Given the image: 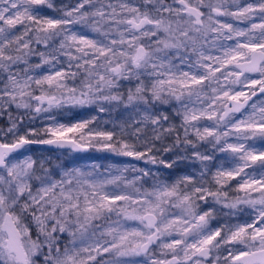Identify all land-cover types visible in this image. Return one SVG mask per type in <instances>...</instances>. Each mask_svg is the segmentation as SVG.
<instances>
[{"label":"snow or ice","instance_id":"1","mask_svg":"<svg viewBox=\"0 0 264 264\" xmlns=\"http://www.w3.org/2000/svg\"><path fill=\"white\" fill-rule=\"evenodd\" d=\"M174 4L189 27L166 47L183 48L186 58L168 65V79L157 92L167 87L180 93L177 100L196 94L199 107L182 105V116L199 139L212 144L211 151L205 146L194 153L202 165L200 178L172 171L170 158L161 161L166 179L147 166L105 167L93 151L150 162L156 156L147 142L137 149L117 140L114 131L92 128L89 118L52 119L41 126L3 122L0 173L14 181L18 195L28 194L25 208L41 210L35 217L41 231L52 221L43 245L33 230L37 240L28 249L16 217L0 218L4 248L15 264H31L30 252L40 249L41 264H264V0H231L230 10L226 0ZM138 11L132 0H0V69L21 61L29 65L22 76L0 80V113L26 97L52 106L57 98L46 90L65 87L81 70L103 81V72L124 71L125 64L114 63L118 58L140 66L149 53L134 46L133 29L160 27V21L135 15ZM125 24L131 28L121 31ZM164 30L173 31L170 25ZM45 145L85 153L76 160L93 162L50 171L51 161L35 156L47 151ZM209 172L211 180L204 179ZM4 179L0 175V183ZM33 179L40 182L35 189ZM210 197L243 211L219 219L203 204Z\"/></svg>","mask_w":264,"mask_h":264},{"label":"clouds","instance_id":"2","mask_svg":"<svg viewBox=\"0 0 264 264\" xmlns=\"http://www.w3.org/2000/svg\"><path fill=\"white\" fill-rule=\"evenodd\" d=\"M94 2L99 4L103 0H94ZM113 2L115 3L116 0ZM132 4L139 10L135 15H147L152 20L160 21V27L146 24L142 29H133L134 46L143 45L149 53V57L144 63L136 66L131 63V60L125 61L123 57L118 58L114 63L125 64L124 71L120 74L103 72V81L89 78L84 70H81L75 78L70 77L64 82L65 87L46 90L48 95L57 98L56 103L52 106L47 103L39 104L27 97L23 104L20 100H16L10 105H5L4 113L7 115L0 113V121H2L0 126H3V122H7L8 127L18 125L20 122L41 126L50 123L52 119L66 122L73 118H89L92 120V128L114 131L117 140L127 142L137 149L143 150L144 144L147 142L154 149L153 154L156 156L155 161L150 162L148 159L136 160L121 156L116 152L93 151L92 155L108 158L107 161L100 162L105 167L109 164L135 165L137 168L147 166L153 172L159 170L161 177L166 179L168 173L161 161L170 158V162L176 165V169L172 171L187 166V170L181 171L180 174L192 173L199 179L202 165L194 153L196 150L204 152L205 146L211 151L212 144L199 139L192 127L183 122L182 116V105H188L189 108L199 107L196 103V94L189 96L185 93L180 100H177L176 96L180 93L171 92L167 87L160 89L159 93L157 92L159 82L168 79V65H180L181 60L186 58L183 48L178 52L175 48L166 47V43L170 44L173 36L180 37V30L189 27L188 19L180 14L174 0H132ZM225 7L226 10L231 9V0H226ZM123 15L131 16L133 14L125 11ZM169 25L172 32L164 30L165 26ZM78 28L88 31L84 25H78ZM129 28L131 25L125 24L121 26L120 30L127 31ZM107 30L106 28L105 31ZM112 38L118 39L115 32H113ZM130 38L125 37V39ZM122 47L127 49L129 46ZM28 67V64L21 61L15 67L9 65L0 69V80L7 83L8 77L12 73L22 76ZM72 71L76 70L72 69ZM32 94L40 95L41 92L34 90ZM37 107H39V111H37ZM21 117L22 121L18 119ZM43 147L47 151L38 150L35 156L50 160L51 164L46 165L50 171L52 169L59 171L63 166L71 167L74 163H81L76 160V157L86 155L85 153H72L68 149L57 148L53 145ZM28 155H33V153L29 152ZM0 175L5 177L4 182L0 183V218L7 215L16 217L18 226L27 233L24 236L26 248L30 249L31 243L37 240L33 230L39 234L41 237L39 242L43 245L42 238L47 231H50L51 218L47 222L45 231H41V226L35 219L36 216L41 215V210L31 204L25 208V203H29L28 194L24 193L23 197L18 195L13 187L14 181H9L4 173H0ZM40 175L39 172L35 173V176ZM211 175V172L206 173L204 179L211 180ZM29 183L33 185L34 189L40 184L37 179L29 181ZM204 187L216 191L211 184L205 183ZM187 190L191 191L190 188ZM234 195L230 192L229 199ZM193 200L197 206L201 204L196 200L195 195ZM203 204L211 205L219 219H225L233 212L238 216L243 211V209H230L226 207V201H217L211 197ZM6 239V233L0 234V251L3 252V255H0V264H15L4 248ZM41 251L42 249L35 253L30 252L31 264H41V261L37 259ZM51 255L54 256L55 253Z\"/></svg>","mask_w":264,"mask_h":264},{"label":"rangeland","instance_id":"3","mask_svg":"<svg viewBox=\"0 0 264 264\" xmlns=\"http://www.w3.org/2000/svg\"><path fill=\"white\" fill-rule=\"evenodd\" d=\"M65 2H67V0H65ZM0 123H2V121H0ZM93 156H95V155H93ZM95 157H96V162H99V163H100L102 160H103V161H107V159H108L107 157H99V156H95ZM92 162H93V161H83V160H82V161H81V164H84V163H89V164H90V163H92ZM186 170H187V166H184L183 168H178V169H177L178 172L186 171Z\"/></svg>","mask_w":264,"mask_h":264}]
</instances>
